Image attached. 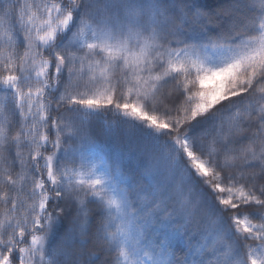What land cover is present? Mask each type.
Listing matches in <instances>:
<instances>
[{
  "label": "snow or ice",
  "instance_id": "snow-or-ice-1",
  "mask_svg": "<svg viewBox=\"0 0 264 264\" xmlns=\"http://www.w3.org/2000/svg\"><path fill=\"white\" fill-rule=\"evenodd\" d=\"M0 264H264V0H0Z\"/></svg>",
  "mask_w": 264,
  "mask_h": 264
}]
</instances>
